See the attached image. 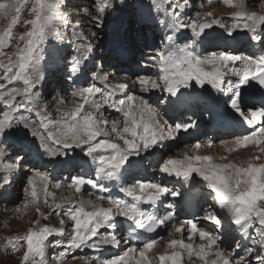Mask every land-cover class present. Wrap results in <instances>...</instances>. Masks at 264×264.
I'll use <instances>...</instances> for the list:
<instances>
[{"label":"snow or ice","instance_id":"6c2138e0","mask_svg":"<svg viewBox=\"0 0 264 264\" xmlns=\"http://www.w3.org/2000/svg\"><path fill=\"white\" fill-rule=\"evenodd\" d=\"M221 2L235 9L228 14L236 21L231 26L222 24L221 19L210 11L197 13L188 23L182 22L180 16L188 6L187 0L184 3L178 0L141 3L139 9L146 11L149 17L164 16L165 20L157 22L165 24L167 21L170 30L164 47L146 59V67L158 70L157 78L138 75L131 80V86L142 94H128L131 90L129 77L113 82L109 74L96 71L91 74L92 83L72 93L75 102L70 107H57V117L45 107L37 110L36 118L32 119L24 112L31 110L29 106L34 103L35 90L44 79L41 75L44 46L50 38L63 39L57 25L70 23L69 13L64 11L69 0H0V18L9 21L0 28V105H3L0 109V172H3L0 190H6L12 174L20 170L27 155L25 150H30L29 137H32L38 139L37 150L42 155L55 158L80 149L89 158L91 175L71 176L67 185L69 189L80 193L83 186L88 185L99 193H109L96 195L95 199L62 197L56 202V193L49 191V186L60 189L63 182L53 180L48 172L34 170L27 177L24 189L27 199L23 208L29 204L38 205L42 194L43 203L49 205L52 214L59 216L61 211L64 212L71 231L66 233L64 218L59 221L60 227L34 220L33 226L25 233L3 238L4 255L21 253L23 249L19 264H67L73 249L100 250L105 245L120 247L122 240L117 237L115 229L118 218H123L129 228V238L123 239V244L127 245L123 251L104 259L97 256H73L72 259H82L83 264H184L185 257L191 260L195 256L202 264H251L249 257H254L257 264H264V49L250 55H237L227 49L211 51L219 48L221 41H237L236 34L240 31L252 33L250 40L264 44V13L248 10L249 5L258 8L264 0ZM115 7V0H94V9L85 8L83 11L91 17L95 28H102L106 14ZM25 10L31 19L23 20L26 31L17 33L14 30L21 23ZM214 25L223 28L227 35L212 32ZM73 27L68 42L77 46L75 54L70 56L69 72L76 74L81 72L96 45L85 35L83 26L77 24ZM182 29H189L191 35L184 36L185 43L180 45L176 41L179 38L177 33ZM90 36L96 38L97 32L91 31ZM200 45L204 46L203 50ZM9 48L13 51H6ZM100 67L97 64V68ZM193 82L201 87L211 84L220 92H224L225 87L228 89L226 105L245 131L234 135L231 146L223 143L225 152L231 154L250 146L256 151L243 162L229 160L227 155L219 157L218 162L214 155L200 154L205 145L197 140L186 146L189 151H184L182 157L162 159L161 173L178 177L184 184L203 182L214 201L204 219L210 221L213 228L205 230L198 227L195 220H185L175 228L181 238L167 243L172 251L152 255L162 237L138 240L139 230L155 232L175 217L173 210L160 214L157 201L165 195L188 199L195 193L191 188L180 192L151 179L137 178L133 175L138 172L135 158L162 149L166 142L177 140L182 132L198 127L194 119L170 122L165 118L167 108L201 102V99L182 91ZM153 90H159L162 95L150 102L143 93ZM53 99L58 100L59 105L66 104L59 94ZM106 106L119 113L121 118H105L102 110ZM206 147H213L212 142ZM13 149H16L15 154ZM22 151L24 155L20 154ZM194 174L201 181H195ZM113 182L124 185L119 188L123 195L110 194L106 185ZM105 200L106 206L100 203ZM168 207L171 209L172 206ZM36 212L44 219L48 218L39 207ZM232 226L249 244L235 242L229 246V251L225 244L228 229ZM101 229L106 232L101 233ZM54 235L66 236V239L50 241L49 237ZM194 237H198L201 243L190 242ZM51 248L63 250L49 257Z\"/></svg>","mask_w":264,"mask_h":264},{"label":"rangeland","instance_id":"374dc122","mask_svg":"<svg viewBox=\"0 0 264 264\" xmlns=\"http://www.w3.org/2000/svg\"><path fill=\"white\" fill-rule=\"evenodd\" d=\"M178 2L184 3V0H178ZM199 2H200V0H187L188 6L183 9V11L181 12V16H180V20L182 22L188 23L192 19L195 18L197 13H205V12L210 11L214 14V16L216 18L221 19L222 24H225V25L229 24L230 26L233 24L232 20H230V18L226 17L230 12H223L222 10L218 11V8H220L218 6H216L215 8L214 7L213 8L208 7L205 10L194 9V4L199 5ZM78 3H80V4H78ZM141 3L146 4L147 0H115L116 7L114 9L109 10V13L106 14L103 27L102 28H95V26L91 23V17L86 12L83 11V9H85V8L93 10L94 9V0H69V6L66 7L64 9V11L69 13L70 23L67 26L62 25V24L57 25L58 30L63 35V39L58 40L56 38H50L44 46V59L41 63V70H42L41 73H44V70H45L44 68H47L49 70V66L52 63L55 64L57 67H59V69H61V70H59V72H57V69H55L56 67L54 68L55 71L57 72L56 73L57 75H55L56 77H54V79H53L54 80V82L52 83L53 88H52V91L50 92L52 94L51 95H49L50 93L47 94L45 89H43V87H41L39 85L37 87V89L35 90L34 103H33V105L29 106L31 110L28 112H24V115L31 116L32 119H35L36 118V115H35L36 111L44 109L42 105H45L48 109L47 111L51 112L53 117H57L58 116L57 110L55 111V109H54V111L52 112V110L51 111L49 110L48 105H46L51 100V97L53 99V97H56L57 94H59V96H62L66 100V102H68L67 107H70L75 102V99L70 97V95L75 91V89H77L79 87H77L75 84L71 83V85L68 86V90L66 92V91H61L60 86H59V82L61 81L60 79L65 76L64 74H66V72L69 71L70 56L75 54V48L77 46V44H70L68 42L69 38L71 37V34L74 30V27H73L74 25L79 24V25L83 26V30L85 32V35H88L89 38L92 39L93 43L96 45L97 48L100 47V45L102 46L103 42L107 41V38H109V40H114V39H116V37L118 38L120 36V37H123L124 40H127L128 38H130L131 40L136 39V38H138V35H137V32L139 30V24L138 23L142 20V18H145L146 16L148 17V14L146 13V11H144L145 12L144 15L142 14V11H140L141 9H139L138 6ZM193 11H194V14L191 17H189ZM186 12H188V13H186ZM217 13L220 15H218ZM25 19H31V16L29 15L27 10H25L22 13L21 23L15 28V30H14L15 32L21 33V32L26 31V26L23 24V20H25ZM8 22L9 21L7 18H0V28L5 27ZM140 27H141V25H140ZM167 27H168V23H167ZM216 28H218V29H216ZM132 30H133V33H131ZM91 31L97 32L96 38H93L90 36ZM181 31L190 32L189 29H182ZM211 31L214 32L215 34H223L225 36L227 35L225 33V30L218 25H214L213 29ZM139 34H141V32H139ZM139 49H141V47H139ZM6 51L11 52V51H13V49L9 48ZM53 53H56L55 57L53 56ZM137 53L139 55L140 52H137ZM143 58H144V55H143ZM60 60H62V62H58ZM86 63H88V61H86ZM83 68H86L85 64L83 65L82 69ZM76 75L74 77H72V79H74V80L76 79L80 82L83 81V80H79L78 76H76ZM88 75H89V79H92V76L89 73H88ZM42 76L46 78V75H42ZM84 82H89V80L88 81L85 80L82 83H84ZM96 83L98 84V82H96ZM67 85H65V87H63L64 90H65ZM17 86H20V85H17ZM84 86H87V83ZM84 86H82V87H84ZM48 97L50 99H49V101L48 100L46 101V104H43V102L42 103L39 102V100L41 98H44L46 100V99H48ZM71 101H72V103H71ZM68 104H69V106H68ZM61 107H65V106L62 105ZM2 108H3V105L0 106V109H2ZM103 115L105 118H108L110 120L114 119V117H112L111 115H110V117H108V115L106 116L104 111H103ZM29 140L31 141L30 152H29V150H25V151H28L29 153L32 154L34 147L37 145L34 144V140L32 137H29ZM37 142L39 143V141H37ZM74 150H75V152H74ZM74 150L69 151L67 156L71 157L72 155L76 154V152L78 150L77 149H74ZM34 152H35V150H34ZM20 154L23 155V152H20ZM27 156H29V155H27ZM24 168H22V169H24ZM32 170L45 172L42 169L38 170V168H36V169L32 168ZM33 171H28V169H26L23 172L24 175L21 177V181L18 182L17 185H15V186H13V183H12V189H15V192L13 194L11 193L12 195H9V194L5 195V193H6L5 190H0V194L1 195L4 194L5 195L4 199L7 198V200H8L5 203H2V205L0 207V264H5V262H10V264H19V258L23 252V249H21V253H9L8 255H4L3 254V248H2V246L4 245V239L3 238L6 236L25 233L27 229H29L30 227L33 226L34 220H40L41 224H49V225H54L56 227H60L59 221L61 218H64L66 221V225H65L66 233L71 231V224L67 221V217H63L64 212L61 211L59 216L52 214L51 208L48 205L43 203V195L42 194H41V197H42L41 201L38 205L29 204L27 208H23L22 204H24L25 200L27 199L25 191H24L25 187H27V177L32 175ZM1 175L3 176V173ZM1 175H0V177H2ZM13 177H14V174H13ZM54 180H57V179H54ZM55 193H56V202L58 199H59L58 202H60L62 197H74L75 196L74 193L72 194L70 192H68V193L64 192L63 195H61V192H59V191L58 192L55 191ZM209 200L212 201L211 205L214 206V201L210 197H209ZM50 203H51V198H50ZM37 207H39L47 215V217H48L47 219H44L42 216H40L39 213L36 212ZM18 208L21 210L17 211ZM169 229L170 228H168L167 231H165V233H163V234L168 233ZM253 235H254V233H253ZM241 236H242V234H241ZM65 237H62L59 235H54L52 237H49V240L50 241L57 240V239L65 240L66 239ZM239 237L240 236H238V238L235 237L234 238L235 240L233 239V245L235 242L240 241ZM230 238H232V237H230ZM236 238H237V241H236ZM248 244H249V242H248ZM229 246H227L228 250H231V248ZM53 249H54V252L56 254H58L60 251L63 250V248H51L50 250L52 251ZM54 254L49 253V251H48L49 257L54 256ZM159 254H161L160 250L158 252H155V255H159ZM78 255H79V257H82V258L84 256L86 258L91 257V255L94 256L93 253L92 254L84 253V255H80V254H78ZM71 258L67 260V264H70V262L73 261V259H71ZM249 259L251 260V264H257L254 257H249ZM194 264H196V263H194Z\"/></svg>","mask_w":264,"mask_h":264},{"label":"bare ground","instance_id":"6f19581e","mask_svg":"<svg viewBox=\"0 0 264 264\" xmlns=\"http://www.w3.org/2000/svg\"><path fill=\"white\" fill-rule=\"evenodd\" d=\"M207 1V2H206ZM72 3V2H71ZM214 3V4H213ZM73 4V3H72ZM76 4V3H75ZM78 4H80V3H78ZM216 6H218V7H220V8H218V11H220V10H222L223 12H232V11H235V9H231V8H228L227 6H225L222 2H221V0H200V2H199V5H195L194 4V9H196V10H205L206 8H208V7H210V8H215ZM248 10L249 11H258V12H262V13H264V4H261L258 8H256V7H253L252 5H249L248 6ZM194 14V11L190 14V16L189 17H191L192 15ZM218 14V13H217ZM218 15H220V14H218ZM226 17H228V18H230V16L229 15H227ZM230 20H232V23H235L236 21L234 20V19H232V18H230ZM229 25V24H228ZM230 26V25H229ZM139 29H140V26H139ZM216 29H218V28H216ZM129 30V29H128ZM135 32V31H134ZM139 32H141V31H139ZM224 32V31H223ZM131 33H133V30H132V32ZM170 33V32H169ZM143 34H145V33H143ZM177 34H181V32H179V33H177ZM106 35V34H105ZM146 35V34H145ZM186 35H188L189 36V33H186ZM135 38V37H134ZM139 38H141L142 40H143V38L142 37H139ZM137 39L138 38H136L135 40H134V43H136V41H137ZM107 42H111V40H109V38H107V41H105V42H103V44H105V43H107ZM127 42H129V39H128V41ZM120 43H125V41H122L121 40V42ZM125 44H127V43H125ZM221 45H223V41H221ZM132 45L130 44L129 46H128V48H132L133 46L135 47L136 45L134 44L132 47H131ZM221 47V46H220ZM212 48L211 49V51H213L214 49H217V50H223V48ZM137 48H138V46H137ZM133 49V48H132ZM137 52H138V50H137ZM136 52V53H137ZM148 52H150V51H147V53H146V55H149V54H152L151 52L150 53H148ZM100 55H101V53H100ZM138 60V58L137 59H135L134 61H137ZM98 61V60H97ZM133 61V60H132ZM59 62H62V60H60ZM98 64V63H97ZM51 65V64H50ZM92 65L93 64H91V66H89V70L92 68ZM126 65V64H125ZM125 65H120V66H122V67H125ZM61 66V65H60ZM56 69V68H55ZM55 69H54V72H55ZM87 69V67H86V70H85V68H83L82 69V71H83V74L82 75H76V76H78V79L79 80H83V81H85L86 79H89V75L86 73V71L88 70ZM111 70L110 68H107V70ZM45 70H47V69H45ZM45 70H44V73H45ZM91 72H95V71H100L98 68H96V69H94V70H90ZM101 72V71H100ZM142 73H144L145 72V74H147V76H151V77H153L152 79H156V77H157V74H158V71L155 69V68H151V67H146L145 69H142V71H141ZM44 73H41V75H44ZM55 75H57V74H54V77H56ZM85 75H86V77H85ZM140 75V74H139ZM141 75H143V74H141ZM113 79H114V77H112ZM83 81H81V82H83ZM114 82V81H113ZM68 83H64V85L62 84V86L63 87H65V85H67ZM44 85H46V81L45 80H42V82H41V84H40V86H44ZM98 85L99 86H101L100 85V82H98ZM130 86H131V84H130ZM226 89H224V90H226L227 91V87H225ZM130 91H129V95L130 94H132V92H135L137 95H141L142 93H140L138 90V88L136 89V88H134V87H130ZM50 92L52 91V90H49ZM49 92V93H50ZM48 93V94H49ZM52 93H50L49 95H51ZM61 95V94H60ZM118 96H120L121 98H122V94H117ZM144 95V94H143ZM50 97V96H49ZM48 97V99H44V98H41L40 100H39V102L40 103H42L43 102V104H46V101L48 100L49 101V98ZM47 98V97H46ZM71 99V98H70ZM66 101V100H65ZM67 103L68 102H66V104L65 105H63V106H65V107H67ZM71 103H72V101H71ZM46 105H48V107H49V110L51 111L52 110V112L54 111V109H55V111L57 110V107L58 106H62V105H59V103H58V100H54V99H52V97H51V100L49 101V103L48 104H46ZM1 106V105H0ZM43 106V108H45L46 106L45 105H42ZM68 106H69V104H68ZM48 110V109H47ZM102 111H104V113L106 114V116L108 115V117H110V115L112 116V117H114L116 114L118 115V116H120V114L119 113H117V112H115L113 109H111V108H109V107H105ZM108 111H111V112H109L110 114H107V112ZM163 112H165V110L163 111ZM51 113V112H50ZM114 119H120V118H115L114 117ZM233 135H230V134H227V135H225V134H219V133H211V134H207V135H205V133H202V136L200 137L201 138V140L199 139V141L203 144V145H205V147H203L201 150H200V154L201 155H214L216 158H217V161L218 162H220L219 161V157H221V156H224V155H227L228 156V159L229 160H233V161H236V162H243L244 160H246L249 156H251V155H253L254 153H255V151H256V149H254L253 147H249V148H242V149H240V150H238V151H236V152H233V153H231V154H228V153H226L225 152V150H224V147H223V143L224 142H227L228 144H229V146H231V142H232V140H233ZM33 140H34V144L35 145H38V139L37 138H33ZM209 142H212V144H213V147H211V148H208V147H206V145L209 143ZM194 144V143H193ZM192 144H181L180 146L179 145H177L176 147H173V148H171V149H167V148H162V149H154L153 150V152H156V153H160V154H162V157H160L159 159H157V156L158 155H155V156H153L152 158H151V162H154L155 164L154 165H152V166H156L159 162H158V160H162V159H164L165 157L167 158L168 156H177V157H182V155H183V152L184 151H189V147H186V146H191ZM179 146V147H178ZM34 150H35V152H34ZM34 150H33V153L31 154V153H27V155H29V156H31L32 158H40V160L42 161V162H44V160H45V158H47V159H50V158H52V157H48V156H45L44 155V157H40L39 155H41V152H38V150H37V146H35L34 147ZM74 152H75V150H74ZM38 154V155H37ZM151 154H152V152H151ZM191 154V153H190ZM26 155V156H27ZM144 155H146L147 156V154H143L142 155V157H137V158H135V162L137 163V165L139 164V163H141V162H143V167L144 168H147V173H149V172H151V169H150V167H149V163H150V161H149V156L148 157H143ZM152 156V155H151ZM53 159V161H70V163L69 164H67L68 166L66 167V168H68V169H70V168H77L76 170V172H77V174L76 175H86V172H87V168H83V166H81V164H87V161H89V158H87V157H85L84 156V154L81 152V150L80 149H78V152H76V154H74V155H72L71 157L69 156H60V157H55V158H52ZM223 162H227V161H223ZM78 164V165H77ZM28 166H26L24 169H22L23 167L21 166V168H20V170L18 171V172H14L13 174H14V177H13V174H12V176H11V184L10 185H8L7 186V188H6V190H5V192H6V195H8V193H14L15 192V189H12V183H13V186H15V185H17V183L18 182H20L21 181V177L24 175L23 174V172L26 170V169H28V171H33L32 170V167H28ZM62 167H63V164H62ZM138 167V166H137ZM52 168H48V171H50ZM91 169V168H90ZM39 170V169H38ZM3 172H0V175L2 174ZM145 173V172H144ZM144 173H140V175H142V174H144ZM53 174H54V176H53V180L55 179L54 177L55 176H59L58 178H62L63 180H62V187L60 188V189H55V188H53L51 185L49 186V191H56V192H61V195H63V193L64 192H66V193H68V192H70V193H74V197H72L73 199H78V198H80L81 196L83 197V198H85V199H88V198H91V199H95V197H96V195H103V194H106V195H108L109 193H99V192H97V190H95V189H93L91 186H88V185H86V186H83V188H82V191L80 192V193H76L75 191H74V189H69L68 187H67V183L66 182H64V180L68 177V174L67 173H62L61 175H59V173H58V171H54L53 172ZM74 174H72V176H73ZM149 175H152V173L151 174H149ZM2 176V175H1ZM87 176H90V174L89 175H87ZM130 182V181H129ZM119 184H121V183H119ZM109 189H110V194L111 195H113V196H116L117 195V193H119V188L120 187H122V186H112V185H106ZM204 189L206 190V191H208L207 190V188L206 187H204ZM38 190H39V185H38ZM68 191V192H67ZM12 194H9V195H12ZM2 196H3V198H4V194H0V207H1V205H2V203H5L6 201H8L7 199H2ZM42 198V197H41ZM201 199H202V205L203 206H205V207H207L208 209H209V206L208 205H211L212 204V201H210L209 200V196H208V194H207V192H205L203 195H201ZM59 201V199L57 200V202ZM100 203H103L105 206H106V204H105V202L104 201H101ZM20 205V204H19ZM18 205V206H19ZM23 205V204H22ZM47 205V204H46ZM49 206V205H48ZM14 207V206H13ZM22 207V206H21ZM205 210H207V209H205ZM206 212V211H205ZM63 217H65L64 215H63ZM183 221H174V222H172V227H170V229H169V231H168V233H166V234H161V235H159L158 237H162V239H159V241H158V244L156 245V247L153 249V252H152V255H155V252H158L159 250L161 251V253H163V252H170V251H172V249H170V248H168L167 247V243H168V241H170L171 239H179V238H181V236H180V234L179 233H177V232H175V228L176 227H178L179 225H180V223H182ZM19 223V222H18ZM70 223V222H69ZM199 227H202V226H200L199 225ZM101 231V233H105L106 232V230L105 229H101L100 230ZM109 231H110V229H109ZM116 232V235H117V237L119 236V232H117V230L115 231ZM169 233H171V235H169ZM157 237V238H158ZM66 238V237H65ZM95 239V238H94ZM184 239L187 241V231H185V233H184ZM243 240H245V238L243 239ZM242 241V240H241ZM240 241V242H241ZM190 242H193V243H195V244H199V243H201V241L199 240V238L198 237H194L193 238V241H190ZM125 247H127V245H124L123 244V242L121 243V246L120 247H116V246H114V245H105V246H103L100 250H96V249H91V248H87V247H83V248H81V249H73L72 251H71V253H70V255H69V257H68V259H70L71 257H73V256H76V257H79V255L78 254H80V255H84V253H90V254H94V256H97V257H99V258H101V259H104V258H108V256H106L105 255V251H107V253H108V255L109 254H111V256L112 255H116V254H119L121 251H123L124 250V248ZM225 247L226 248H228L226 245H225ZM117 248L119 249V250H117ZM229 251H231V250H229ZM49 253H52V254H54L55 252H54V249L51 251L50 249H49ZM115 253V254H114ZM56 255V253L54 254V256ZM92 256V255H91ZM83 258H86L85 256L83 257ZM72 259V258H71ZM210 259H211V257H210ZM194 263H196V264H201L202 262L200 261V259L198 258V257H195V256H193L192 257V259L191 260H189V259H187V257H185V261H184V264H194ZM70 264H83V260L82 259H73V261L72 262H70Z\"/></svg>","mask_w":264,"mask_h":264}]
</instances>
